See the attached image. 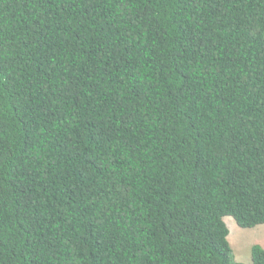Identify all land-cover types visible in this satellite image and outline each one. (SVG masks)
I'll return each instance as SVG.
<instances>
[{
    "label": "trees",
    "instance_id": "trees-1",
    "mask_svg": "<svg viewBox=\"0 0 264 264\" xmlns=\"http://www.w3.org/2000/svg\"><path fill=\"white\" fill-rule=\"evenodd\" d=\"M224 216L264 223V0H0V264H243Z\"/></svg>",
    "mask_w": 264,
    "mask_h": 264
},
{
    "label": "rangeland",
    "instance_id": "rangeland-1",
    "mask_svg": "<svg viewBox=\"0 0 264 264\" xmlns=\"http://www.w3.org/2000/svg\"><path fill=\"white\" fill-rule=\"evenodd\" d=\"M229 234L228 241L235 260L251 264V247L258 244L264 248V223L255 227H241L231 216H224Z\"/></svg>",
    "mask_w": 264,
    "mask_h": 264
}]
</instances>
